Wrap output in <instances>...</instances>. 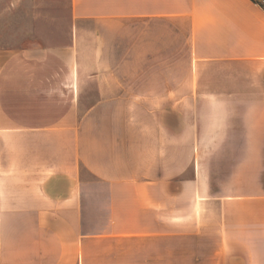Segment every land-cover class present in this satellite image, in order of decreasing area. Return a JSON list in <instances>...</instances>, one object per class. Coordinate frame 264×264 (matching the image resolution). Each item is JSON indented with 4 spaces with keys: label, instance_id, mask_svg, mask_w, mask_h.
<instances>
[{
    "label": "crops",
    "instance_id": "obj_1",
    "mask_svg": "<svg viewBox=\"0 0 264 264\" xmlns=\"http://www.w3.org/2000/svg\"><path fill=\"white\" fill-rule=\"evenodd\" d=\"M30 2L0 264H264V1Z\"/></svg>",
    "mask_w": 264,
    "mask_h": 264
},
{
    "label": "rangeland",
    "instance_id": "obj_2",
    "mask_svg": "<svg viewBox=\"0 0 264 264\" xmlns=\"http://www.w3.org/2000/svg\"><path fill=\"white\" fill-rule=\"evenodd\" d=\"M44 6L56 4L57 11H63L66 0H42ZM12 3V4H11ZM14 0H6L0 8V45L15 46L32 35V31L24 29L23 24L32 21L29 6L32 2L28 0L25 4L18 1L19 6H13Z\"/></svg>",
    "mask_w": 264,
    "mask_h": 264
},
{
    "label": "built area",
    "instance_id": "obj_3",
    "mask_svg": "<svg viewBox=\"0 0 264 264\" xmlns=\"http://www.w3.org/2000/svg\"><path fill=\"white\" fill-rule=\"evenodd\" d=\"M259 2H262V1H264V0H258Z\"/></svg>",
    "mask_w": 264,
    "mask_h": 264
}]
</instances>
